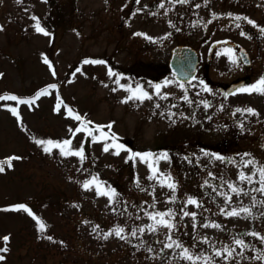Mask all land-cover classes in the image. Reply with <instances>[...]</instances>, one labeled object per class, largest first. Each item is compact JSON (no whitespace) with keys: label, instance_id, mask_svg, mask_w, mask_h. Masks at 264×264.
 <instances>
[{"label":"rangeland","instance_id":"obj_1","mask_svg":"<svg viewBox=\"0 0 264 264\" xmlns=\"http://www.w3.org/2000/svg\"><path fill=\"white\" fill-rule=\"evenodd\" d=\"M51 1L62 15L53 29ZM51 1L0 0V96L17 97L0 99V264H264V94L224 93L238 77L250 78L244 89L264 79V0H247V19L216 13L192 25L178 0ZM225 22L255 37L261 56L251 65L207 64ZM184 42L203 54L185 84L166 65L170 47ZM137 86L151 99L135 98ZM81 149L83 159L69 154ZM94 178L107 195L97 183L85 189ZM233 210L239 215L226 214ZM158 212H171L165 219L175 227L156 224ZM169 236L182 248H165Z\"/></svg>","mask_w":264,"mask_h":264},{"label":"flooded vegetation","instance_id":"obj_2","mask_svg":"<svg viewBox=\"0 0 264 264\" xmlns=\"http://www.w3.org/2000/svg\"><path fill=\"white\" fill-rule=\"evenodd\" d=\"M171 1V0H167ZM247 0H187L186 3H175L174 7L178 13H182L180 10L182 7L184 8V12L186 17L190 20L192 24L203 23V17L206 15H210L211 18L217 17L216 13L221 14V16L229 17L230 20L235 21L232 18L236 17V12L241 11L243 14V19H247L248 15H245L243 12L247 10H251V6L248 5ZM196 5H200V7H196ZM215 15V17H214ZM238 17V16H237ZM242 18V17H240ZM230 25V24H229ZM229 25L223 24L220 29L222 33L225 34L221 38L213 41L212 45H209L207 51L209 56L205 58L207 64L219 63L221 65H229V64H241V65H251L255 60L260 58V54L256 53L251 49V43L253 42V35L248 32L249 30H242V27L238 25L236 27H230ZM203 26V25H202ZM238 31H247V36L245 37H237ZM258 31V30H257ZM257 31L254 33L256 34ZM259 32V31H258ZM255 38V37H254ZM241 41H240V40ZM254 45L256 46L255 40ZM176 44H189V43H176ZM216 48H219L217 51ZM198 50V49H197ZM218 52V57L215 55ZM199 59L202 60V55L198 51ZM168 60V58H167ZM235 61V62H233ZM200 64V62H199ZM235 81H241L239 84V88L236 92L240 91V89H244L246 86L250 84V78L248 76L238 77L234 79ZM233 80V81H234Z\"/></svg>","mask_w":264,"mask_h":264},{"label":"snow or ice","instance_id":"obj_3","mask_svg":"<svg viewBox=\"0 0 264 264\" xmlns=\"http://www.w3.org/2000/svg\"><path fill=\"white\" fill-rule=\"evenodd\" d=\"M17 2L19 3V2H21V0H17ZM137 2H138V0H137ZM178 2L179 3H186L187 0H178ZM196 7H200V5H196ZM33 19H36V18L33 17ZM237 19H239V17H237ZM248 22L249 23H253L251 20H249ZM36 30L38 32H44V29L41 28V27H39V24H37ZM261 31H264V29H261ZM44 34L47 35L46 32H44ZM137 35H140V34L137 33ZM242 35H243V33H242ZM45 62L47 63V61H45ZM233 62H235V61H233ZM83 63H85V64H89V63H92V64H104L105 61H102V60H94V61H92V60H85ZM76 71H80V69L78 68ZM109 75L110 76L114 75V73L112 72L111 69H109ZM154 87L157 89V92H159L160 85H155ZM204 90L205 91L208 90L206 86H205V89ZM240 91H259V92H261V94H264V79H261L258 82V85H253L251 87V89H240ZM137 92H140V95L137 96V97H135V98L141 99V100H143L144 98L151 99V97L148 96V94L146 92H142L140 90V87L139 86H137ZM44 94H46V93L45 92H40V93L37 94V97H39L40 95H44ZM132 98L133 97H129L128 99H132ZM0 99L17 100V97H15V96H7V97L0 96ZM184 99L187 100V96H185ZM18 102L19 103H28L27 101H24V100H20ZM122 102H127V101H122ZM207 106H208L207 105V102H205V107H207ZM12 111H13V114H16V110L15 109H12ZM237 111H240V109H237ZM246 111L249 112V113H254V110L251 109V108L247 109ZM75 119L80 120L81 117L77 115V116H75ZM108 127L110 128L111 125H108ZM76 131H81V129L78 128V129H76ZM37 143L38 144H42V143H45V142H43V141H37ZM47 143L51 144L52 142L51 141H48ZM64 144L65 145H68V144H70V141H64ZM109 147L110 146L106 144L105 147H104V151L107 152L109 150ZM116 147H117V149H120V148L123 147V145H116ZM45 151H48V149L45 148ZM69 154L80 156L81 159L84 158L83 157V150L82 149L80 151L75 152V153H69ZM114 154H117L118 155L119 152L117 151ZM148 155H150V154H148V153H145V154L132 153L129 156V159H131L133 156H141V158L143 159L145 156H148ZM164 158H167L166 157V154H165ZM217 158L219 159V157H217ZM11 159H18V157H13ZM5 163H8V166L11 167L10 162L5 161ZM250 163H251V161H250ZM2 171H4V168H3V166H0V172H2ZM259 171H260V176H261V187L259 189H257V191L264 192V168H261ZM149 179H152V177L150 176ZM240 179L241 180L247 179L249 181V183H251V177L250 176L249 177H245L244 174H241ZM90 183H97V189L96 190H97V194L98 195H107L108 194L106 192L101 191V186L99 185L98 182L95 181V178H94L93 181L86 182L84 184L85 189H87L89 187V184ZM168 187L174 189L175 188V185L169 184ZM228 187L231 189L232 192L236 193L237 195H240V190L237 187L233 186L232 184H229ZM115 194L116 193L114 191H112V195L114 196ZM227 199H230V197L227 198ZM188 203L189 204H194V203H196V201H194L192 199H189ZM19 208H22L24 211H27L29 215H32L31 211L28 210L25 206L20 205ZM240 211L245 212V213H248L249 210L247 208H242V209H240ZM226 214L229 215V216H237V215H239V212H237L236 210H233V211L227 212ZM170 215H171V212H166V213H164V212H158V213H156L155 216H153L151 218L153 220H155L156 224H159V225L164 226V227L168 228L169 230H171V229H173L175 227V225H173L172 223H170L168 220L165 219L166 216H170ZM183 215L184 216L191 215L194 218L196 214L195 213L184 212ZM156 217H159V219L157 220ZM33 218L36 219L35 217H33ZM37 223L39 224L40 229L43 230L44 227H45V225L42 222H40L39 220H37ZM204 226L205 227H208L209 225H204ZM211 227L218 228V227H220V225H218V224H212ZM148 228H149V231H153V232L156 231V228L154 226H152V225H149ZM113 231H114V233H115L116 236L120 237L121 239H124V237L121 236V233L124 231V229L117 228V229H114ZM139 231L142 233L144 231V229L141 228V229H139ZM132 235L135 236L136 235V232L133 231L132 232ZM253 235H255V233H253ZM106 238H107V235H105V239ZM8 239L9 238L7 236L3 237V240L5 242H7ZM49 239H51V237H49ZM167 239L170 240L171 243H166L164 245L165 248H172L174 244H175V247L182 248V245L181 244H178L174 240H172V237L171 236L167 237ZM261 239L264 240V237H262ZM235 243L237 245H239V246L246 247V245L244 244V241L241 240V239H236L235 240ZM149 250H151V249H149ZM0 251H7V249H0ZM224 251L227 253V255L225 256V259H228L229 257H231L233 255V251L234 250H229V249L226 248V249H224ZM215 255L216 256H220L221 255V251H216ZM182 256H183V258H185L187 260H190V261L193 260V256L189 253V249H187V248H183ZM257 258L264 259V256L257 257ZM3 259H4V257L3 256H0V260H3ZM209 264H210V262H209Z\"/></svg>","mask_w":264,"mask_h":264},{"label":"water","instance_id":"obj_4","mask_svg":"<svg viewBox=\"0 0 264 264\" xmlns=\"http://www.w3.org/2000/svg\"><path fill=\"white\" fill-rule=\"evenodd\" d=\"M198 63L196 51L188 45H176L171 49L168 65L178 81L193 79ZM238 84L232 83L227 92L235 90Z\"/></svg>","mask_w":264,"mask_h":264},{"label":"trees","instance_id":"obj_5","mask_svg":"<svg viewBox=\"0 0 264 264\" xmlns=\"http://www.w3.org/2000/svg\"><path fill=\"white\" fill-rule=\"evenodd\" d=\"M54 5L50 6L47 13L48 17H50L51 19L49 20L51 26H54L56 24H58L60 22L59 17H57L59 15V10L57 8H53Z\"/></svg>","mask_w":264,"mask_h":264}]
</instances>
